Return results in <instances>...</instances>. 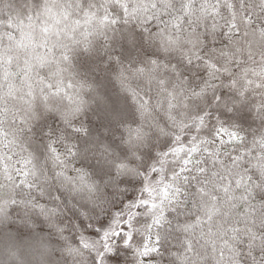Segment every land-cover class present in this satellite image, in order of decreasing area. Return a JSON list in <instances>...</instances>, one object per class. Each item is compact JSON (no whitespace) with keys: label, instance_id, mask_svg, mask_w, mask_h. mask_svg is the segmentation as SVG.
<instances>
[{"label":"snow or ice","instance_id":"1","mask_svg":"<svg viewBox=\"0 0 264 264\" xmlns=\"http://www.w3.org/2000/svg\"><path fill=\"white\" fill-rule=\"evenodd\" d=\"M88 144L134 177L111 201L68 171ZM53 165L100 207L78 264H264V0H0V223L59 213L31 198Z\"/></svg>","mask_w":264,"mask_h":264},{"label":"clouds","instance_id":"2","mask_svg":"<svg viewBox=\"0 0 264 264\" xmlns=\"http://www.w3.org/2000/svg\"><path fill=\"white\" fill-rule=\"evenodd\" d=\"M208 96H212L211 90ZM218 100L217 93L208 107H215ZM51 123L53 121L49 120V124ZM55 123L60 126L59 121ZM81 169L98 185L97 196L101 201L115 199V184L118 180L134 179L131 175L109 176V172L114 170L97 153L86 152L69 159L68 171L72 176H77ZM55 171V165L51 171L45 169L44 175L47 178L45 185L38 192H34L31 198L36 200L39 197V205L48 209L55 204L60 209L59 213L53 218H48L37 208L33 212L32 222L27 226L23 223H4L0 227V264H78L74 257L68 256L66 248L80 246L77 242L80 241L81 235L86 233L85 225L89 223V218L95 220V214L100 211V207L91 200L77 195L70 186L62 183L54 175ZM23 195L25 198L28 197L27 193ZM41 200L45 203H41ZM10 235L15 237L14 242L9 241ZM13 243L17 252L15 258L8 254V249ZM88 264H91L90 260Z\"/></svg>","mask_w":264,"mask_h":264},{"label":"trees","instance_id":"3","mask_svg":"<svg viewBox=\"0 0 264 264\" xmlns=\"http://www.w3.org/2000/svg\"><path fill=\"white\" fill-rule=\"evenodd\" d=\"M166 18V17H165ZM108 92L110 94H114L113 90L109 87ZM81 119L84 120L86 126L90 129L93 137L100 136L101 140L105 143H110L114 149L118 148L120 141V130L116 127L111 129V133L109 134L105 130V126L108 121L104 114V106L100 105L97 107L93 105L92 110H90L85 117ZM259 124V121L256 122V125ZM254 125V127L256 126ZM250 138V137H249ZM87 153H96V148L92 144L87 145ZM71 174V173H70ZM41 203H45L44 200L40 201ZM24 216V210L22 208L10 209V217L11 219L5 221L4 223L9 224H21L22 217ZM33 218V217H32ZM4 223H0V227L3 226ZM85 236H90L89 233H85ZM175 243V241H173Z\"/></svg>","mask_w":264,"mask_h":264},{"label":"rangeland","instance_id":"4","mask_svg":"<svg viewBox=\"0 0 264 264\" xmlns=\"http://www.w3.org/2000/svg\"><path fill=\"white\" fill-rule=\"evenodd\" d=\"M86 237H87L89 240L95 238V237H93V236H86Z\"/></svg>","mask_w":264,"mask_h":264}]
</instances>
